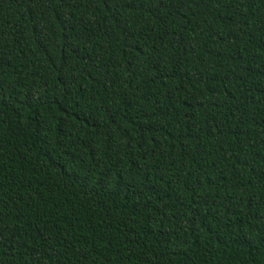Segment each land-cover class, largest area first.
I'll return each instance as SVG.
<instances>
[{"label":"trees","instance_id":"1","mask_svg":"<svg viewBox=\"0 0 264 264\" xmlns=\"http://www.w3.org/2000/svg\"><path fill=\"white\" fill-rule=\"evenodd\" d=\"M0 264H264V0H0Z\"/></svg>","mask_w":264,"mask_h":264}]
</instances>
